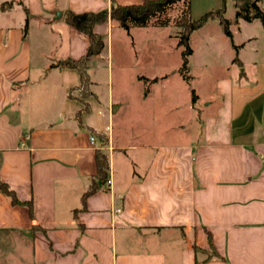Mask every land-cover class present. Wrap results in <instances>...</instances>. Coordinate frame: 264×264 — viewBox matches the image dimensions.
<instances>
[{
	"label": "crops",
	"instance_id": "crops-1",
	"mask_svg": "<svg viewBox=\"0 0 264 264\" xmlns=\"http://www.w3.org/2000/svg\"><path fill=\"white\" fill-rule=\"evenodd\" d=\"M142 1L0 0L10 4L0 11V181L31 205L0 192V264H264V51L249 32L264 38L259 19L236 18L229 0L232 41L220 30L231 75L177 144L118 129L127 102L114 90L112 43L137 27L127 33L111 18L94 26L104 48L87 62L83 100L77 70L50 69L89 47L66 13ZM258 6L264 14V0ZM97 151L110 186L96 178Z\"/></svg>",
	"mask_w": 264,
	"mask_h": 264
},
{
	"label": "rangeland",
	"instance_id": "rangeland-1",
	"mask_svg": "<svg viewBox=\"0 0 264 264\" xmlns=\"http://www.w3.org/2000/svg\"><path fill=\"white\" fill-rule=\"evenodd\" d=\"M189 4L191 20L223 7L224 17H230L234 10L229 0H189ZM183 11L184 5L178 3L153 19L149 26L133 30L132 39L122 31L113 39L114 90L127 102L117 125L126 138L146 131L149 142L177 144L186 141L190 137L188 132L195 130L200 120L199 110L204 108L206 98L213 95L218 81L231 75L229 45L222 40L225 37L214 22L193 33L189 84L182 79L179 73L182 48L177 43ZM163 21L168 23L161 27L159 23ZM249 32L257 37V48L264 51V38L259 30L252 27ZM206 36L211 37L213 45H206ZM250 47L246 53L251 54ZM142 75L154 79L145 80ZM191 91L195 102H192ZM124 105L121 101L113 103L112 112H118ZM183 127L187 133L182 131Z\"/></svg>",
	"mask_w": 264,
	"mask_h": 264
},
{
	"label": "trees",
	"instance_id": "trees-1",
	"mask_svg": "<svg viewBox=\"0 0 264 264\" xmlns=\"http://www.w3.org/2000/svg\"><path fill=\"white\" fill-rule=\"evenodd\" d=\"M235 8L237 9L236 18H241L245 21H252L259 19L264 27V14L260 11L258 4L262 0H232ZM182 3L184 5L183 15L178 23L181 31L178 35V46L182 48L181 51V66L179 73L182 79L189 84L188 76V58L192 51L189 46L190 36L193 32L201 29L208 21H217L223 34L232 41V34L230 31V24L224 17V7L215 11H210L198 20H191L190 17V4L189 0H143L139 4L133 5H115L113 4L109 10L98 13H83L74 14L71 12L66 13L65 23L75 28L79 32L85 34L89 41V47L86 54L79 60L66 59L58 61L50 66L53 68H69L77 70L80 78V99L87 98L90 94V78L87 73V62L90 57L96 56L101 53L104 48L103 39L97 35L93 28L95 25L103 23L107 18H111L119 23L120 27L129 32L130 28H145L150 25L151 21L155 18L162 16L167 10L171 9L174 5ZM10 4H5L0 7V11L9 8ZM168 22L163 21L159 23L161 27L166 26ZM26 29V26H25ZM192 93V102H195V95ZM87 106L84 104L83 110L86 111ZM97 174L96 178L99 184H105L107 181L108 160L103 153L97 151L96 153ZM98 185L93 183L89 190L84 194L83 199L94 193ZM0 192L6 196L12 205H26L31 210L30 203H24L17 200L14 193L7 185L0 181ZM195 250H197L195 248Z\"/></svg>",
	"mask_w": 264,
	"mask_h": 264
},
{
	"label": "built area",
	"instance_id": "built-area-1",
	"mask_svg": "<svg viewBox=\"0 0 264 264\" xmlns=\"http://www.w3.org/2000/svg\"><path fill=\"white\" fill-rule=\"evenodd\" d=\"M94 140H95L94 137H91V138H90L91 143H93ZM105 184L108 185V186H110V185H111V179L108 178Z\"/></svg>",
	"mask_w": 264,
	"mask_h": 264
},
{
	"label": "water",
	"instance_id": "water-1",
	"mask_svg": "<svg viewBox=\"0 0 264 264\" xmlns=\"http://www.w3.org/2000/svg\"><path fill=\"white\" fill-rule=\"evenodd\" d=\"M55 16H56V18H60V13L59 12H56L55 13Z\"/></svg>",
	"mask_w": 264,
	"mask_h": 264
}]
</instances>
